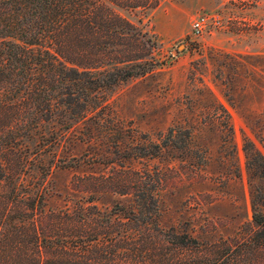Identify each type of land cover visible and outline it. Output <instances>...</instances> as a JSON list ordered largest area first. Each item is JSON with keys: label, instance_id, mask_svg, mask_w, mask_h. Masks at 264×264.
<instances>
[{"label": "trees", "instance_id": "16d2710c", "mask_svg": "<svg viewBox=\"0 0 264 264\" xmlns=\"http://www.w3.org/2000/svg\"><path fill=\"white\" fill-rule=\"evenodd\" d=\"M159 51L156 35L102 0H0V264H264V188L251 189L252 218L235 234L202 239L159 222V168L125 166L164 147L115 129L108 99L164 64ZM72 137L124 161L93 184L128 203L49 207L53 161ZM257 170L264 180L263 156Z\"/></svg>", "mask_w": 264, "mask_h": 264}, {"label": "rangeland", "instance_id": "374dc122", "mask_svg": "<svg viewBox=\"0 0 264 264\" xmlns=\"http://www.w3.org/2000/svg\"><path fill=\"white\" fill-rule=\"evenodd\" d=\"M102 1L156 35L164 61L109 96L120 119L115 129L164 147L159 157L125 166L162 171L161 225L202 239L235 234L252 218L251 189L264 188L257 170L264 157V0H159L154 9ZM204 14L221 25L196 36L193 20ZM109 151L67 140L53 161L49 207L93 199L111 210L128 203L93 184L122 168Z\"/></svg>", "mask_w": 264, "mask_h": 264}, {"label": "built area", "instance_id": "2783aa9c", "mask_svg": "<svg viewBox=\"0 0 264 264\" xmlns=\"http://www.w3.org/2000/svg\"><path fill=\"white\" fill-rule=\"evenodd\" d=\"M211 25L220 26L221 21L219 19H212L207 15H199L193 20V34L200 36L204 33Z\"/></svg>", "mask_w": 264, "mask_h": 264}]
</instances>
